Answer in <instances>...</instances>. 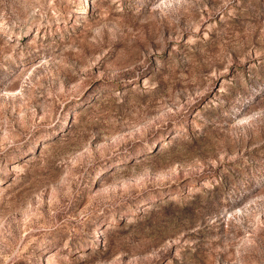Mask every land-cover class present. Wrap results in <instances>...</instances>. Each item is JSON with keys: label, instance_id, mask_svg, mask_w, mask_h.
<instances>
[{"label": "rangeland", "instance_id": "rangeland-1", "mask_svg": "<svg viewBox=\"0 0 264 264\" xmlns=\"http://www.w3.org/2000/svg\"><path fill=\"white\" fill-rule=\"evenodd\" d=\"M0 264H264V0H0Z\"/></svg>", "mask_w": 264, "mask_h": 264}]
</instances>
